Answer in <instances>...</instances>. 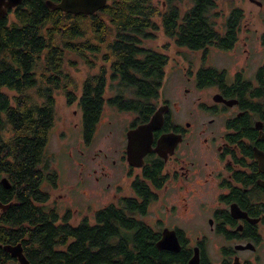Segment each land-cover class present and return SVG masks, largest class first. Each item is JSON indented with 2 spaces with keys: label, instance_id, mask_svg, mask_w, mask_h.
<instances>
[{
  "label": "trees",
  "instance_id": "trees-1",
  "mask_svg": "<svg viewBox=\"0 0 264 264\" xmlns=\"http://www.w3.org/2000/svg\"><path fill=\"white\" fill-rule=\"evenodd\" d=\"M46 1L60 0H23L12 19H0V181L5 178L10 184L6 190L0 182V205L6 207L0 209V264H15L5 247L17 245L29 264H155L146 258L153 249L139 240L147 228H134L141 252L137 249L136 259L126 255L122 238L114 248L105 246L107 235L141 223L133 214L142 211L131 201L123 205L124 211H100L94 218L103 224L94 227L87 218L81 227H71L69 211L59 218L47 210L50 196L41 187L55 190L58 183L56 171L44 161L55 124V95L62 94L67 105L77 103L86 144L102 124L106 108L134 116L133 126L145 123L155 111L168 65L166 53L145 45L154 32L161 30L177 48L202 51L205 59L208 50L234 49L243 10L233 9L218 31L221 14L215 0H162L164 9L158 0H107L91 16L54 11ZM79 66L97 72L75 81L68 71ZM263 73L264 68L256 73L262 84ZM225 77L224 71L212 68H201L196 75L200 88ZM244 82L241 89L249 98L262 97L251 82ZM108 90L114 91L112 97H106ZM244 103L256 109L253 102ZM158 161L141 171L151 187L157 186ZM132 183L135 192L143 190L139 178ZM151 194L148 203L155 199ZM66 238L76 240L65 244ZM96 245L103 249L100 255L94 253ZM178 258L164 255L162 264H179Z\"/></svg>",
  "mask_w": 264,
  "mask_h": 264
},
{
  "label": "flooded vegetation",
  "instance_id": "flooded-vegetation-1",
  "mask_svg": "<svg viewBox=\"0 0 264 264\" xmlns=\"http://www.w3.org/2000/svg\"><path fill=\"white\" fill-rule=\"evenodd\" d=\"M251 2L259 7L262 4L260 0ZM15 9L8 10L6 16ZM242 23L234 50L242 40L240 38ZM253 35L254 32L243 39L245 56L231 78L225 70H218L213 66L203 65L192 72L194 89L197 92L209 91L210 100L204 101L200 96L193 100L195 90L192 89L191 119L178 121L173 116L177 113L172 110L174 103L169 101L160 103L159 106L168 105L169 109L164 114L162 127L153 132L151 151L143 158V166L140 168H133L126 161V133L144 123L133 126L134 116L123 115L133 118L124 132L125 145L121 150V156L118 161L112 160L111 165L125 170L122 173L126 180L122 185L123 179H118L106 199L108 201L101 208H94V205L86 201L89 205L85 207V214L81 210L83 205L79 208L68 206L63 212H59V203L55 200L53 205H49L50 200L45 205L47 210H54L59 218L69 211L71 227H81L80 221L84 218L90 222L88 226L94 227L103 224L94 218L100 211L108 207L124 211L123 205L131 201L133 206L140 207L142 211V214H133V219L141 223L132 229L123 228L118 235H107L105 240V246L114 248L122 238L121 241L126 245V255L127 253L131 255L130 260L136 259L137 249L138 255L141 253L136 244L134 228L144 227L148 230L142 231L139 240L153 249L151 254L146 256L151 263L162 264L164 255H174L179 257L177 260L179 264H188L190 261L194 264H264V88H261L264 83L262 84L261 79L256 77V73L264 68V34L256 33L255 37ZM253 41H258V49H255L258 54H253L248 48ZM232 50L233 48L228 51L219 49L216 51ZM253 57L256 58V67L251 74H247L245 71L254 63ZM207 58L208 55L203 61H207ZM201 68L224 71L226 77L213 81L206 88H200L196 75ZM238 75L240 77H237ZM189 80L190 78H187V81ZM244 80L251 82L262 97L249 98L241 89ZM186 92L189 90L186 89ZM246 99L253 102L256 109L244 103ZM244 104H247V108H244ZM159 106H156L155 110ZM193 115H196L195 119ZM243 118H246L245 124ZM108 125V133L111 134V123ZM167 134L179 135L181 141L172 148H167L168 150H161L159 155L154 149L158 147L159 139ZM197 138L201 139L200 145L193 143ZM154 160L156 162L159 160V168L156 170L157 186H154L157 190L153 185L151 187L150 181L141 173L144 167L148 166V162L152 164ZM101 170L104 171L102 168ZM96 172L93 170L94 174ZM136 178L141 182L143 190L140 192H135L132 188V182ZM42 186H45L43 192H47L48 185ZM110 186L112 184L107 183L105 189ZM147 188L153 190L152 194L150 191L149 194L155 197L149 203ZM170 189L183 192V196L177 193L175 205L160 207L159 211L163 212L154 215L152 224L148 223L152 218L149 217L152 206L162 202L159 193ZM66 201L68 202L67 199ZM75 215L79 218L75 219ZM56 226L60 225L55 224ZM165 230L174 232L178 244L177 251L160 249L159 242ZM73 240L76 239L66 238L64 242L71 244ZM94 253L100 255L103 249L96 245ZM14 260L15 264H19L16 258ZM25 260L27 261L26 257Z\"/></svg>",
  "mask_w": 264,
  "mask_h": 264
},
{
  "label": "rangeland",
  "instance_id": "rangeland-1",
  "mask_svg": "<svg viewBox=\"0 0 264 264\" xmlns=\"http://www.w3.org/2000/svg\"><path fill=\"white\" fill-rule=\"evenodd\" d=\"M161 1L158 0L157 3H159L160 8L164 9L165 6ZM215 1L217 4L216 12L221 14L216 21L218 31L223 29V23L233 9L243 10L244 19L240 32L242 40L235 50L233 49L230 52L216 51L218 49L210 50V53H206L208 55L207 61H203L202 52L175 47L173 41L165 38L161 30L155 31L154 38L145 44L156 52L166 53L168 56L165 78L158 100H156V106H159L162 101L177 104H173L172 110L177 112L173 116L180 122L191 119V90L194 89V80H191L192 72L203 65L206 67L213 66L218 70H225L228 77L231 78L235 71L239 69L245 56L243 53L244 44L242 45L243 39H246L247 35L252 34V32H254L253 37L256 36V33L264 34V0H260L262 2L260 7L252 3L251 0ZM182 7L181 5V10L184 11ZM9 17L12 19L11 15ZM166 45H169V49L164 48ZM248 48L253 54H258L256 51L258 41H253ZM252 61L254 63L245 71L247 74H251L256 67V58L253 57ZM96 72L97 70L92 71L83 66L68 71L69 74L73 75L75 81ZM187 78H190V80L187 81ZM186 89L189 92L185 93ZM113 94L114 91L108 90L106 97H112ZM193 96V100H196L198 96L204 101L210 100L209 91L197 92L195 90ZM54 115L55 124L49 134L44 155V161L48 162L49 168L56 171L58 175L57 188L55 190L49 186L46 188L51 197L49 205H53L56 200L59 203V212H63L68 206L69 208H79L83 205L81 210L84 214L86 213L85 207L89 205L86 201L94 205V208H101L108 201L106 199L118 179H123L122 185L126 180L125 175L122 173L125 170L111 165V162L112 160L118 161L121 156V150L124 149L125 145L124 130L133 117H124L123 115L127 114L119 113L112 108H106L102 124L95 131L92 141L86 144L82 140L81 111L77 103L67 105L64 96L57 93L55 95ZM194 116L196 115H193V118ZM109 123L112 126L111 134L108 133V128H105ZM189 140L191 142V136ZM200 141L201 139L197 138L193 143L200 145ZM93 170L97 172L94 174ZM106 173L108 176H106ZM107 183H111L112 186L105 189ZM41 189L45 191V186H42ZM177 193L183 196V192L176 189L159 193L162 202H157L152 206L149 212V217L152 218L148 220V223L152 224L154 215L163 212L159 211L160 207L175 205L178 197ZM78 218V215H75V219Z\"/></svg>",
  "mask_w": 264,
  "mask_h": 264
},
{
  "label": "water",
  "instance_id": "water-1",
  "mask_svg": "<svg viewBox=\"0 0 264 264\" xmlns=\"http://www.w3.org/2000/svg\"><path fill=\"white\" fill-rule=\"evenodd\" d=\"M22 2L23 0H0V19H3L7 15L8 10L17 8ZM106 3L107 0H60L56 4L51 1H46L45 5L51 10L60 11L64 14L91 16L104 9ZM168 109V105L159 106L147 123L141 124L126 133L125 156L129 166L133 168H140L143 166V158L151 151L153 132L162 127L164 114L168 112ZM180 141L181 137L179 135L167 134L162 136L154 152L161 155V150H168L167 148H172ZM0 182L4 189H10V184L5 178L1 179ZM5 208L6 207L0 205L1 210ZM159 243L160 249L178 250L174 232L165 230L161 242ZM5 250L11 257L16 258L19 264H28L23 256L22 247L20 245L7 246ZM188 264H194V262L190 261Z\"/></svg>",
  "mask_w": 264,
  "mask_h": 264
}]
</instances>
